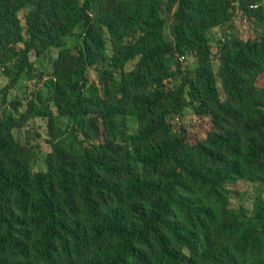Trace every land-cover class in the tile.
I'll return each instance as SVG.
<instances>
[{
    "label": "trees",
    "instance_id": "obj_1",
    "mask_svg": "<svg viewBox=\"0 0 264 264\" xmlns=\"http://www.w3.org/2000/svg\"><path fill=\"white\" fill-rule=\"evenodd\" d=\"M238 13L258 33L224 32L214 54ZM49 53L48 94L0 117V264H264V0H0L4 103ZM188 111L205 139L170 122Z\"/></svg>",
    "mask_w": 264,
    "mask_h": 264
},
{
    "label": "rangeland",
    "instance_id": "obj_2",
    "mask_svg": "<svg viewBox=\"0 0 264 264\" xmlns=\"http://www.w3.org/2000/svg\"><path fill=\"white\" fill-rule=\"evenodd\" d=\"M23 18V15H21ZM226 32L228 35L237 36L245 41L249 39H253L258 33L257 27L251 24L242 13H238L231 23L228 24L225 28L216 29L213 31L214 38V54H217L218 51V41L223 37V33ZM167 34L169 38L172 35L171 24L167 28ZM69 45L72 46L74 41L69 40ZM52 53H49L45 58H35L32 56V61L34 63V74L43 75V80H40L38 77L35 79H28L25 77L18 85L17 89L11 92L9 96V101L4 103L2 96L0 94V117L7 115L12 111V103L20 101L23 103V107L20 108V112H23L25 106L29 99L33 96L34 92L41 91L42 94H48V83L50 79V75L52 72ZM182 66L189 70H195L197 68V61L192 55H187L185 60H180ZM134 63L128 65V69L133 68ZM217 66V62H216ZM0 74V92L11 83L10 78L6 74V71H3L1 68ZM90 75L92 79L98 80L99 74L95 69L90 71ZM170 122L175 126H184L188 129L189 135L192 139H205L207 133L211 130L210 128V120L209 118H199L194 115L192 111H188L178 123L174 119H170ZM122 131L126 135H134L138 132V123L133 118H127L121 120ZM28 130H30L33 134L40 135V137H33V144L39 145L40 147V157L35 165V172L39 171H47V166L45 163V159L47 155L51 152V147L48 144L49 139V125L48 120L46 119H35L32 120L28 124ZM17 138L26 142V132L25 130L16 131ZM258 185L243 183L239 185L238 190L243 194V199L240 197H236L234 203L242 204L246 207L250 214L253 213L256 202L259 198L258 193ZM264 197V194H263Z\"/></svg>",
    "mask_w": 264,
    "mask_h": 264
},
{
    "label": "built area",
    "instance_id": "obj_3",
    "mask_svg": "<svg viewBox=\"0 0 264 264\" xmlns=\"http://www.w3.org/2000/svg\"><path fill=\"white\" fill-rule=\"evenodd\" d=\"M181 60H185L184 57H182ZM171 119H174L176 122L179 123V122L181 121L182 117H180V116H175V117H172Z\"/></svg>",
    "mask_w": 264,
    "mask_h": 264
}]
</instances>
